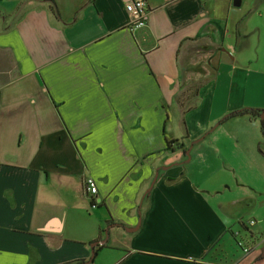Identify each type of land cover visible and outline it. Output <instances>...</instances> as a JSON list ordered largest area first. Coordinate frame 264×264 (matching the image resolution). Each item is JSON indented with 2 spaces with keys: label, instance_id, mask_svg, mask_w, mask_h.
Listing matches in <instances>:
<instances>
[{
  "label": "crops",
  "instance_id": "crops-1",
  "mask_svg": "<svg viewBox=\"0 0 264 264\" xmlns=\"http://www.w3.org/2000/svg\"><path fill=\"white\" fill-rule=\"evenodd\" d=\"M52 1L0 0V264H264V0Z\"/></svg>",
  "mask_w": 264,
  "mask_h": 264
},
{
  "label": "built area",
  "instance_id": "built-area-1",
  "mask_svg": "<svg viewBox=\"0 0 264 264\" xmlns=\"http://www.w3.org/2000/svg\"><path fill=\"white\" fill-rule=\"evenodd\" d=\"M125 12L132 20L130 26L132 31H137L147 26L150 11L145 0H129L125 4ZM82 186L85 193L84 195L88 199L92 200L93 198H96V194H98V188L93 178L89 177L83 179ZM91 206L96 208L97 205L92 202ZM253 224L254 222L251 221L250 225ZM237 246L244 254H249L251 251V246L248 247V245H245L243 242H239Z\"/></svg>",
  "mask_w": 264,
  "mask_h": 264
},
{
  "label": "trees",
  "instance_id": "trees-1",
  "mask_svg": "<svg viewBox=\"0 0 264 264\" xmlns=\"http://www.w3.org/2000/svg\"><path fill=\"white\" fill-rule=\"evenodd\" d=\"M47 2L51 3L50 9H51L52 13L54 14L56 20H59V14H58V12L55 9L54 2L52 0H47ZM246 115H249L250 118H252V119H260L259 124H260V127H261V131L263 133V136H264V117L261 118L257 111H253L252 109H242V110H238V111L235 110V111L229 113L228 115H226L224 120H228V119H231V118H234V117H242V116H246ZM173 143H174V141L173 142H168L166 144L169 147V145H172ZM175 144H176V142H175ZM177 146H178V148H182L183 147L181 144H179ZM76 264H84V262H79V263H76Z\"/></svg>",
  "mask_w": 264,
  "mask_h": 264
},
{
  "label": "rangeland",
  "instance_id": "rangeland-1",
  "mask_svg": "<svg viewBox=\"0 0 264 264\" xmlns=\"http://www.w3.org/2000/svg\"><path fill=\"white\" fill-rule=\"evenodd\" d=\"M232 119V118H231ZM230 120V119H229ZM243 133H245V132H243ZM220 145H221V143H220ZM223 148H224V146H222ZM226 148V147H225ZM227 149V148H226ZM210 150H208V151H206L205 153L208 155L209 154V157H208V159H207V155H206V160H207V162H209L210 160H211V166L209 167V169L210 170H214L215 169V167L217 168V169H222L223 168V162H225V158H228V155H226V152L224 153V156H222L221 158L220 157H218L216 154H214V156H213V154H211V153H208ZM230 154V153H229ZM231 155V154H230ZM212 157V158H211ZM226 164V163H225ZM192 165H193V163H192ZM229 165H235V166H237V163L236 162H233L232 164L231 163H229ZM193 168V167H192ZM247 210H245V212H246ZM247 215H248V212L247 213H245V215H243L244 217H245V219H243V223L244 224H246V225H248V222L249 221H247L248 220V218L249 217H247ZM253 222H254V220H253ZM250 223V222H249ZM238 227H240V231L241 232H239L241 235H245V234H248V231H244L245 229L244 228H242L240 225H238ZM248 230V229H247ZM238 236H239V234H238ZM235 247V246H234ZM236 248V247H235ZM237 249V248H236ZM238 250H239V248H238Z\"/></svg>",
  "mask_w": 264,
  "mask_h": 264
},
{
  "label": "water",
  "instance_id": "water-1",
  "mask_svg": "<svg viewBox=\"0 0 264 264\" xmlns=\"http://www.w3.org/2000/svg\"><path fill=\"white\" fill-rule=\"evenodd\" d=\"M240 5H241V0H233V6L239 7ZM97 244H95V245H97ZM99 244L101 245V244H103V242H100ZM91 247H93V245ZM262 257L264 258V247L262 249Z\"/></svg>",
  "mask_w": 264,
  "mask_h": 264
}]
</instances>
